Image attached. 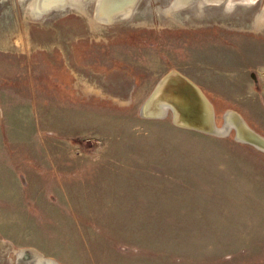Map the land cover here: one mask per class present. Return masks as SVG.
Here are the masks:
<instances>
[{"label":"rangeland","instance_id":"rangeland-1","mask_svg":"<svg viewBox=\"0 0 264 264\" xmlns=\"http://www.w3.org/2000/svg\"><path fill=\"white\" fill-rule=\"evenodd\" d=\"M194 1L0 0V264H264V151L139 114L177 70L264 136V0Z\"/></svg>","mask_w":264,"mask_h":264},{"label":"water","instance_id":"water-1","mask_svg":"<svg viewBox=\"0 0 264 264\" xmlns=\"http://www.w3.org/2000/svg\"><path fill=\"white\" fill-rule=\"evenodd\" d=\"M71 1L30 0L27 12L34 19H41L45 15L61 10ZM91 1L93 2L91 20L99 24H112L118 17L129 18L134 5L138 3V0L134 1L127 15L123 14L124 10L116 8L117 10L112 12L114 14L112 19H109L110 11L114 9L111 6L113 0ZM224 1L203 4L220 5ZM175 2L177 0H171L167 9L178 10L191 5L194 0L182 7H178ZM139 114L143 117L155 118H165L171 114V120L175 126L216 136H228L234 130L236 141L252 144L264 151V136L255 131L238 112L228 110L224 115L223 125L218 126L213 104L196 83L177 70H170L157 82L140 106Z\"/></svg>","mask_w":264,"mask_h":264},{"label":"bare ground","instance_id":"bare-ground-1","mask_svg":"<svg viewBox=\"0 0 264 264\" xmlns=\"http://www.w3.org/2000/svg\"><path fill=\"white\" fill-rule=\"evenodd\" d=\"M128 1V2H127ZM134 1L135 0H113V2L111 3L112 5V8H114L113 10H111L110 11V17H109V19H112V16L114 15L112 12L114 11V10H117V9H120V10H124L123 11V14L124 15H127L128 14V11H129V9H130V7H131V5L134 3ZM192 0H177V2H175V3H177V5H178V7H182V6H185V5H187V4H189V2H191ZM197 1H199V0H197ZM203 1V0H202ZM201 1V2H202ZM222 0H204L202 3H220ZM228 1V0H227ZM230 1V4L229 5H231V0H229ZM239 1V0H238ZM242 1V0H241ZM245 1V0H244ZM127 2V3H126ZM195 2V1H194ZM227 3V2H226ZM238 4V3H237ZM242 4V3H241ZM241 4H239V5H241ZM243 4H245V3H243ZM225 5V4H224ZM231 7V6H230ZM240 7V6H239ZM117 8V9H116ZM227 9V8H226ZM230 9V8H229ZM231 9H233L232 7H231ZM219 10V9H218ZM253 10V9H252ZM232 12V11H231ZM236 13V12H235ZM261 13H262V11H261ZM260 13V14H261ZM259 14V13H258ZM262 14H264V13H262ZM262 14H261V16H260V18H261V20H263L264 19V15L262 16ZM256 15V14H255ZM132 17V16H131ZM227 17V16H226ZM263 18V19H262ZM106 19V18H105ZM193 20V19H192ZM260 20V19H259ZM125 22V21H124ZM187 22V21H186ZM194 22V21H193ZM256 22V21H255ZM261 22H259V24H255V27L253 28V30H255V31H260V30H262L263 29V26L262 25H264V24H260ZM264 23V22H263ZM105 24V23H104ZM103 24V25H104ZM113 24V23H112ZM242 28V27H241ZM250 28V27H249ZM251 30V29H250ZM264 32V31H263ZM214 136V135H213ZM25 252H29L30 254H32V257L35 259L34 260V262H36L37 261V263H35V264H59L56 260H53V259H51V258H47V257H45V256H43V255H41L39 252H37L36 250H26ZM21 255H24L23 254V252L22 253H20ZM20 255V256H21ZM23 257V256H22ZM25 257V256H24Z\"/></svg>","mask_w":264,"mask_h":264},{"label":"crops","instance_id":"crops-1","mask_svg":"<svg viewBox=\"0 0 264 264\" xmlns=\"http://www.w3.org/2000/svg\"><path fill=\"white\" fill-rule=\"evenodd\" d=\"M10 242L13 243L12 240H11ZM10 242L8 241L7 243H10ZM11 243H10V244H11ZM11 245H12V244H11ZM12 246H13V245H12ZM22 248H34V247H22ZM20 249H21V248H20ZM35 249H36V248H35ZM17 250H19V248H15V249H14V252H16ZM28 250H29V249H28ZM37 250H38V249H37ZM40 252H41V251H40ZM18 257H19V256H18Z\"/></svg>","mask_w":264,"mask_h":264}]
</instances>
